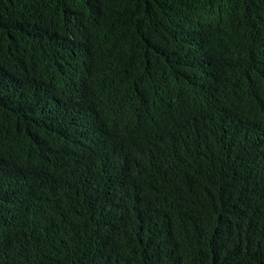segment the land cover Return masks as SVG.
Masks as SVG:
<instances>
[{
	"label": "trees",
	"instance_id": "trees-1",
	"mask_svg": "<svg viewBox=\"0 0 264 264\" xmlns=\"http://www.w3.org/2000/svg\"><path fill=\"white\" fill-rule=\"evenodd\" d=\"M0 264H264V0H0Z\"/></svg>",
	"mask_w": 264,
	"mask_h": 264
}]
</instances>
